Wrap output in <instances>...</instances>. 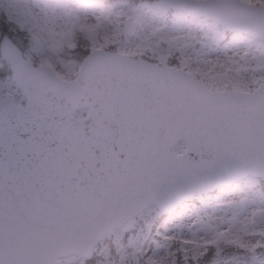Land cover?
<instances>
[{
	"label": "snow or ice",
	"instance_id": "obj_1",
	"mask_svg": "<svg viewBox=\"0 0 264 264\" xmlns=\"http://www.w3.org/2000/svg\"><path fill=\"white\" fill-rule=\"evenodd\" d=\"M0 264H264V0H0Z\"/></svg>",
	"mask_w": 264,
	"mask_h": 264
}]
</instances>
